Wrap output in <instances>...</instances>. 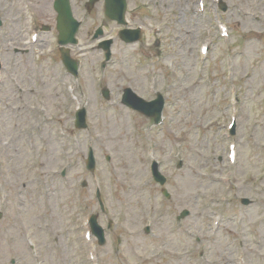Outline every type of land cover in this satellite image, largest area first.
Instances as JSON below:
<instances>
[{"label": "rangeland", "instance_id": "rangeland-1", "mask_svg": "<svg viewBox=\"0 0 264 264\" xmlns=\"http://www.w3.org/2000/svg\"><path fill=\"white\" fill-rule=\"evenodd\" d=\"M53 1L0 0V264H76L79 246L73 229L96 211L91 195L96 187L107 196L125 236L118 256L109 254L108 244L101 249L104 264H232L236 259L263 264L252 236L264 242V223H252L264 217V0H222L227 11L217 0H160L151 11L143 9V18L152 24L168 21L163 58L149 57L140 43L117 40L105 70L100 67L103 52L87 42L88 30L106 22L103 2L87 16L83 0H73L86 21L81 45L72 51L82 61L77 80L65 74L58 55H37L38 45L26 46L29 16L24 8L31 3L40 20L50 23L42 43L46 48L57 34ZM144 1L129 0L130 7ZM69 84L73 92L67 95ZM103 86L111 91L109 102L99 95ZM126 87L145 99L163 91L162 126L121 103ZM36 95L43 96L45 111L39 117L46 121L30 144L26 130L38 118L28 104ZM77 105L88 112L85 130L74 126ZM233 120L236 133L231 135ZM232 144L235 162L228 155ZM90 146L98 160L95 178L85 170ZM153 159L163 163L169 201L150 177ZM228 188L239 189L254 203L248 207L239 201L233 210L227 208L229 218L218 233L212 211L221 205L211 198L229 199ZM185 209L190 215L178 223ZM234 218H243L242 224ZM146 224L152 234L139 232ZM196 237L202 241L196 243Z\"/></svg>", "mask_w": 264, "mask_h": 264}, {"label": "water", "instance_id": "water-1", "mask_svg": "<svg viewBox=\"0 0 264 264\" xmlns=\"http://www.w3.org/2000/svg\"><path fill=\"white\" fill-rule=\"evenodd\" d=\"M119 0H107V13L108 15H110L111 11H112V6L114 5L113 3H116V6H118V2ZM223 9L225 10L226 7L225 5L223 6ZM73 22L72 20H68L66 19L63 22V32H66V34H69V32L71 31ZM132 41H134L133 39H131ZM68 59V55L65 54L64 55V60L66 61ZM106 93V92H105ZM107 95V93H106ZM124 103L131 105L132 107H134L135 109H138L140 111H143L146 114H150L151 110L149 107L146 106V104L140 100V98H138L135 94H133V92L128 89L126 90V94L124 95L123 98ZM82 113H84L83 111H81L79 114L81 115ZM79 128H85L86 127V123H85V116L84 114L79 116V123L77 125ZM89 168H93V165H91L90 163L88 164ZM161 183H164V178L160 175L159 176Z\"/></svg>", "mask_w": 264, "mask_h": 264}, {"label": "flooded vegetation", "instance_id": "flooded-vegetation-1", "mask_svg": "<svg viewBox=\"0 0 264 264\" xmlns=\"http://www.w3.org/2000/svg\"><path fill=\"white\" fill-rule=\"evenodd\" d=\"M29 5H30V9H33V10H36V11H38V9L36 8V6H33L31 3H28ZM25 10H28V8H24ZM135 15V14H134ZM133 19H134V17H133ZM140 23H141V21H140ZM139 23V25L140 26H143V24H140ZM144 27V26H143Z\"/></svg>", "mask_w": 264, "mask_h": 264}, {"label": "bare ground", "instance_id": "bare-ground-1", "mask_svg": "<svg viewBox=\"0 0 264 264\" xmlns=\"http://www.w3.org/2000/svg\"><path fill=\"white\" fill-rule=\"evenodd\" d=\"M43 10V9H42ZM46 12H47V10L46 9H44Z\"/></svg>", "mask_w": 264, "mask_h": 264}]
</instances>
